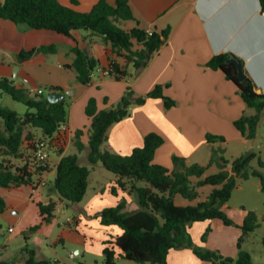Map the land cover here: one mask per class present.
Here are the masks:
<instances>
[{"label": "trees", "instance_id": "16d2710c", "mask_svg": "<svg viewBox=\"0 0 264 264\" xmlns=\"http://www.w3.org/2000/svg\"><path fill=\"white\" fill-rule=\"evenodd\" d=\"M131 0H99L91 11L81 12L62 5L58 0H0V18L9 20L16 25H25L34 30H48L74 38V32L84 30L90 32V37H100L112 46L117 57L132 64L138 72L143 71L153 57L167 44L171 28L162 32L147 30L140 27L135 18ZM264 14V0H260ZM76 4V0H72ZM135 21L132 29H125L122 23ZM76 46L72 48L75 60L72 65L78 81L88 86L92 83L94 73L100 67V60L90 55L84 44L75 39ZM57 52V46L42 45L32 50L21 51L16 59L18 63L29 61L38 53L52 54ZM231 54L222 53L214 56L208 66L220 70L239 91L246 105L255 114L243 115L234 122L235 127L247 140H255L264 112V92L258 93L252 79L247 77L241 81L234 62H229ZM127 65H121L116 59H110L107 68L111 79L122 81L129 76ZM168 85H157L153 90L142 96H136L128 87L117 106L99 110L96 98L89 99L85 114L92 120L89 129L90 152L88 161L91 166L101 163L118 179L111 188L114 195L118 189L134 194L138 200V208L127 211L128 201H118L115 206L104 208L96 217L106 227L120 228L121 234L105 242L103 249L104 264H118L117 258L134 261L138 264H169L168 257L172 250L189 248L195 256L210 264H254L252 255L242 249L245 239L259 228L257 213L246 212L239 226L242 235L238 240L236 258L224 256L218 250L205 249L193 243L189 227L196 222L221 220L226 226H235L234 220L225 211V205L230 201L240 180L258 178L264 191V175L259 169H253L251 163L258 159V166L264 167V162L255 152H250L232 161V166L226 157L225 137L208 133L207 143L212 146L211 157L207 165L188 164L182 157L173 156L174 168L170 169L154 163L158 148L164 143V138L151 132L144 138V144L136 147L129 155H121L103 149L108 139L109 128L129 116L130 107L134 104L144 105L149 99H163L165 107L172 109L177 102L164 93ZM50 91H60V87H51ZM0 92L10 95L13 100L23 103L28 111L24 115L0 106V189L12 190L20 187L36 188L41 179L35 180V175H43L51 170L48 163L37 164L34 168L25 163L18 167L11 164L10 158L22 159L25 141H35L28 129L38 128L45 138L53 139L69 122L68 104L66 99L56 103L50 102L46 96H32L24 86L16 85L13 79L0 77ZM83 130L75 132L74 146L78 153L84 149L82 142ZM37 142V141H35ZM52 143V141H50ZM221 143V145H217ZM35 154V144H31ZM61 157L56 167V177L52 186L63 201L71 204L81 203L85 198L91 169L79 163L78 154L65 155L64 146L58 148ZM216 166L219 171L207 174ZM212 187L206 199L194 205H183L177 202V197L188 202L199 199L201 188ZM41 220L50 223L55 217L56 202L38 203ZM7 203L0 195V214L7 210ZM245 211V208H243ZM39 226L30 228L37 231ZM210 229L203 234L206 242ZM264 247V237L262 239ZM27 258L22 264H60L58 261L38 259L35 250H26ZM0 264H11L1 261ZM78 264H86L80 262Z\"/></svg>", "mask_w": 264, "mask_h": 264}, {"label": "crops", "instance_id": "0c3cea01", "mask_svg": "<svg viewBox=\"0 0 264 264\" xmlns=\"http://www.w3.org/2000/svg\"><path fill=\"white\" fill-rule=\"evenodd\" d=\"M58 1L77 11L89 12L99 0H76V4H73L72 0ZM130 3L140 27L158 32L167 27L171 28L167 44L143 71L138 72L132 64L127 65L124 58L117 57L112 46L100 37H90L88 33L75 31L74 38L80 45L86 46L90 55L100 60L101 68H107L110 59H116L121 65H127L129 76L122 81H115L99 74L97 77L94 75L92 83L88 86L82 85L79 81L76 85L65 83L53 85L62 88L63 92L65 89L71 90L74 99L78 91L80 95L73 102L68 124L61 129L58 136L50 140L52 149L58 150L60 146H64L66 155L69 145H74L75 132L83 130L81 140L84 149L81 153L74 154H78L81 165L88 166L89 164L83 163L82 155L86 152L88 161L89 128L92 120L86 116L85 107L89 99L96 98L98 109L105 110L117 106L128 87L132 88L136 96H142L157 85H168L164 93L174 99L177 105L167 109L163 99H149L144 105H132L129 116L109 128L108 139L103 149L129 155L134 148L143 146L147 134L155 132L164 138V143L157 149L153 161L173 169V156L185 158L188 164H208L212 148L206 140L208 133L221 135L226 141L241 143L250 141L243 138L234 122L243 115L255 114V111L246 105L238 88L220 70L210 68L208 62L222 53L236 54L244 61L247 77L253 80L257 91L264 92V14L260 0H131ZM136 25L137 23L132 20L122 23V27L127 30ZM53 33L56 32L34 30L25 25L17 26L9 20L0 18V51L6 56L16 58L23 50L56 42L65 46L64 54L66 58L71 59V63L65 64V67L72 65L75 60L72 52V48L76 46L75 39ZM18 65L20 72L25 65H29V61ZM67 68L75 71L73 68ZM263 124L264 112L259 127ZM34 131L28 129L30 133ZM225 157L229 161L233 160L226 155ZM60 159L58 155L51 160V165L48 164L50 174H56ZM95 169H100V166H93L92 170ZM117 179L118 177H114L111 184ZM41 187L42 185L36 188L23 186L12 190L0 189V195L11 209L25 203H34L36 206L40 202L48 204L50 200L55 199L56 193L52 188L44 187L43 190ZM111 189L108 188L105 192L100 189L86 202L83 211L87 218L100 222L94 215L118 203L119 198L109 197ZM100 195H105L108 203L101 202ZM124 195L128 201L127 211L130 210L131 203L136 208V200L126 196V193ZM178 203L184 204L181 201ZM249 210L257 213L258 209L250 203H243L241 207H232L227 203L225 211L236 225L226 226L217 219L196 222L189 227L193 243L205 249L218 250L224 256L236 258L238 240L242 235L239 226ZM106 228L113 230V238L121 234L120 228L116 230L115 226ZM208 229L211 232L207 241L203 242V234ZM78 251L84 252L83 248ZM25 260L26 257H17L14 261H10L8 256L0 258V262L11 264H22ZM168 261L169 264H210L199 260L189 248L172 250Z\"/></svg>", "mask_w": 264, "mask_h": 264}, {"label": "rangeland", "instance_id": "374dc122", "mask_svg": "<svg viewBox=\"0 0 264 264\" xmlns=\"http://www.w3.org/2000/svg\"><path fill=\"white\" fill-rule=\"evenodd\" d=\"M80 32L90 34V32L84 30H80ZM51 44L57 46V52L52 54L38 53L34 55L33 58L29 60V65H25V67L18 72L16 79L14 78V70L16 66H19L16 58L14 56H6L0 51V77L13 79L16 85L24 86L26 89H41L46 97L53 85L60 83H65V85L79 84L75 71H71L65 67V64L71 63V59L66 58L64 54L65 46L56 44V42L45 45ZM37 47L33 46L29 50ZM72 58L74 59L73 55ZM99 74L100 73L96 72L95 76L97 77ZM25 79L28 80V83H24ZM70 91L71 90L65 89L64 93L66 94L68 112L72 113L73 102L80 95V92L78 91L74 99ZM0 106L8 107L18 112L20 115H24L28 111V108L23 103L13 100L10 95L3 92H0ZM32 129L35 130L32 133L35 141L43 140L46 142V153L48 155L47 163L51 165V160L58 157V150L52 149L50 139L45 138L40 129ZM35 141H25L23 147L24 157L22 159H8L11 164L21 167L26 162H29V164L35 168L39 163L31 148V144L35 143ZM223 147L227 149V154L225 155L230 160H235L241 155L255 152L264 162V124L259 127L255 140H250L246 143L226 141ZM74 153H78V151L76 147L71 144L66 151V155ZM82 156L84 159L83 163L89 164L86 160L87 153L84 152ZM98 165L100 169L95 170H92L93 166L90 164L88 165L93 173L87 197L83 202L71 204L66 201H61V198L57 194L55 195V199L53 200L56 202L55 217L50 223L41 220L38 214V205L36 206L34 203L20 204L14 207V209L8 208L7 211L0 214V258L8 256L10 261H14L17 257L27 258L26 250L28 249L35 250L38 259L58 261L60 264H78L80 262L86 264H104L103 249L105 247V242L113 238V230L107 229L99 221L96 222L87 218L83 208L86 202L90 201L100 189H103L105 192L108 188L115 185L116 181L111 184V180L117 176L109 172L101 163ZM251 167L253 169H259L264 175V167L260 168L258 166V159H255L251 163ZM218 171V168L213 166L208 170L207 174L218 173ZM55 177L56 174H50L49 172L43 175H35L34 179H41L40 183L44 182L41 188L45 190V188H52ZM99 185L100 188H98ZM118 191L120 194L114 195L111 192L109 197L119 198L118 201H120L126 199L124 195V193H126V196L134 198L137 207L139 206L136 195L130 194L128 191L122 189H118ZM211 191L212 187L210 186L201 188L199 190V199L195 202H188L181 197H177V200L178 202H184L183 205H194L199 201L205 200ZM100 198H102L101 202L108 203V199L105 195H100ZM228 203L232 207H241L243 203H250L253 207L258 209L257 216L259 228L243 242L242 249L248 251L252 255L254 264H264V247L262 243L264 237V192L262 191L260 179L253 177L249 180H240L238 187L234 190ZM130 207L129 211L137 208H134L132 203ZM15 212H19V214H15ZM95 217L96 215H94V218ZM37 225L39 226L37 231H29L31 227ZM116 229L119 228L117 227L115 230ZM81 248L84 250L83 253H79L78 251ZM71 254L75 257L71 258ZM117 262L118 264H138L120 257L117 258Z\"/></svg>", "mask_w": 264, "mask_h": 264}, {"label": "water", "instance_id": "95a60500", "mask_svg": "<svg viewBox=\"0 0 264 264\" xmlns=\"http://www.w3.org/2000/svg\"><path fill=\"white\" fill-rule=\"evenodd\" d=\"M229 62H234L237 66L238 69V76L240 78L241 81L245 80L247 78V73H246V66L244 61L238 57L236 54H231V58L229 59ZM20 67L16 66L15 70H14V78L16 79L18 76V72H19ZM258 93H261L259 90L257 91ZM66 98V94L64 92H60V91H50L47 94V99L52 102V103H56L59 102L61 100H64ZM229 167L232 166V162L228 163Z\"/></svg>", "mask_w": 264, "mask_h": 264}, {"label": "built area", "instance_id": "2783aa9c", "mask_svg": "<svg viewBox=\"0 0 264 264\" xmlns=\"http://www.w3.org/2000/svg\"><path fill=\"white\" fill-rule=\"evenodd\" d=\"M96 72L100 73L104 77H107L109 75V69H105V68H101V67H98L96 69L95 73ZM95 73H94V75H95ZM24 83H28V80L25 79ZM27 90H28L29 94H31L32 96L44 95V92L41 89L31 88V89H27ZM34 144L36 147L35 157L39 161V164L44 165L47 162V157H48V155L46 153L47 144L43 140L37 141ZM43 183H39L38 186L43 185ZM70 256H71V258L75 257L73 254H71Z\"/></svg>", "mask_w": 264, "mask_h": 264}]
</instances>
